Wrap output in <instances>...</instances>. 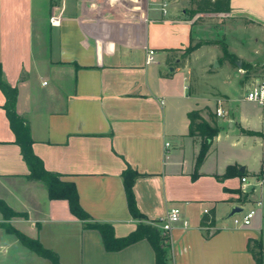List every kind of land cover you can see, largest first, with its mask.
Instances as JSON below:
<instances>
[{"label":"crops","instance_id":"0c3cea01","mask_svg":"<svg viewBox=\"0 0 264 264\" xmlns=\"http://www.w3.org/2000/svg\"><path fill=\"white\" fill-rule=\"evenodd\" d=\"M181 4L0 0L4 78L18 88L16 109L29 122L34 152L47 169L75 182L93 220L111 223L117 236L136 228L122 177L129 164L141 173L133 190L144 223L180 208V220L168 234V264H256L249 246L261 243L264 255V110L245 95L221 91L216 75L228 66L233 74L223 83L238 76L247 89L259 77L243 82L240 72L249 71L245 65L250 63L239 73L233 70L230 64L240 55L227 46L235 63L220 60L226 52L217 44H203L182 57L191 38L200 36ZM232 5L231 0V10ZM226 16L244 19L232 11ZM194 62L204 76L200 82L209 81L214 92L192 81ZM5 101L0 89V198L25 215L5 219L0 211V223L38 238L59 253L63 264L60 239L77 251V264H157L146 238L106 250L100 232L84 228L66 199H50L41 181L27 178ZM219 106L226 110L224 117L216 113ZM194 109L208 120L210 110L219 125L195 177L201 137L189 134L188 113ZM229 165L244 166L248 182L240 175L219 180ZM236 205L256 209L251 225L234 224L230 212ZM206 208L215 210L212 228L201 224ZM0 264L51 261L0 226Z\"/></svg>","mask_w":264,"mask_h":264},{"label":"trees","instance_id":"16d2710c","mask_svg":"<svg viewBox=\"0 0 264 264\" xmlns=\"http://www.w3.org/2000/svg\"><path fill=\"white\" fill-rule=\"evenodd\" d=\"M189 2L191 4L190 11L188 12L190 17H200L204 13H222L226 16V14L231 11V0H189ZM250 22L253 21L250 20ZM216 43H218V40L212 38L199 39L197 41H194V38H191V43L183 51L182 57H187L193 50L203 44ZM222 48L226 52L225 57L231 63H235V59L237 58L236 55L227 53L226 44H223ZM249 66V64L245 65L246 68H249ZM0 89L6 97L3 108L6 110L12 130L16 134L15 142L19 145L22 157L29 169V172L26 175L27 178L29 180L41 181L46 186L50 199H66L70 211L74 216L83 222L84 228H94L100 232L106 250L117 251L134 242L146 238L156 251L157 264H168V236L155 225L144 223L142 221V219L146 216L140 211L136 202L133 184L136 177H138L141 173L132 168L129 164L122 172L128 208L131 215L138 220V223L136 228L127 235L117 236L114 226L111 223L93 220L90 213L83 208L80 203L79 193L75 182L69 179H64L60 172L47 169L44 166L42 158L34 152L32 147L34 140L31 136L29 122L25 117L20 115L16 109L18 88L17 86H13L8 83V81L4 78L1 62ZM209 116L210 120L203 117L200 109H194L188 113V117L190 119L189 134L199 135L201 137V146L196 157L195 173L193 174V177L198 175V169L204 162L214 137L219 132V125L217 121L213 119V114L210 110ZM263 172L264 171H262V173ZM247 174L246 170L241 171L236 165H229L224 174L218 175L217 178L219 180H223L229 176H247ZM0 211L3 213L5 219H9L12 216L25 215L23 212L14 210L2 198H0ZM201 224L202 226H214V209H210L209 213H206L203 216ZM0 226L4 227L8 232L16 234L27 247L35 251L38 255L48 258L51 261V264H63L59 253L44 246L38 238L29 237L14 228L8 222H2L0 223ZM249 249L252 252L256 264H263L264 255L261 243L253 241V245H250Z\"/></svg>","mask_w":264,"mask_h":264},{"label":"rangeland","instance_id":"374dc122","mask_svg":"<svg viewBox=\"0 0 264 264\" xmlns=\"http://www.w3.org/2000/svg\"><path fill=\"white\" fill-rule=\"evenodd\" d=\"M181 7L184 8L186 14L189 16L191 4L187 0H180ZM233 14L238 15V18H244L238 20L235 17L225 16L222 13H204L200 17H190L193 21L197 36L194 41L201 39H216V43L219 47L226 44L227 50L236 52L239 56V60L236 64H230L232 69L239 73V69L245 63H250L249 71L245 70L240 72L243 75L242 81L249 82L252 78L258 76L264 77V0H232ZM230 11V13H231ZM198 17V18H197ZM249 18L256 19L259 23L250 22ZM254 37V38H253ZM255 37L258 38L257 41ZM212 47H208L209 52L213 51ZM205 51V50H204ZM208 52V51H207ZM239 53V54H238ZM226 55V54H225ZM222 56L220 60L226 61ZM239 61V63H237ZM251 61V62H248ZM215 63V62H214ZM192 81H196L197 86L203 91L214 92L211 83H205L200 79H203V75L200 74L199 66L197 62H194L192 66ZM218 68V67H217ZM216 68V69H217ZM215 69V68H214ZM231 72L228 66L220 68L219 74L216 75V79L219 81V88L223 92L231 94L233 97H243L246 94L247 87H243L238 83V76H234L229 84L223 83V79ZM233 74V72H231ZM213 83V82H212ZM196 85V84H194ZM248 206L245 207L247 210ZM151 224V223H148ZM153 225V224H152ZM39 226V225H38ZM57 245L60 246L61 252L64 254V260L66 264H77V251L72 248H67V242L60 240L57 241ZM49 263L48 260H46Z\"/></svg>","mask_w":264,"mask_h":264},{"label":"built area","instance_id":"2783aa9c","mask_svg":"<svg viewBox=\"0 0 264 264\" xmlns=\"http://www.w3.org/2000/svg\"><path fill=\"white\" fill-rule=\"evenodd\" d=\"M165 5H163V10H165ZM154 53L153 50L149 51V57ZM246 99L253 101L260 105L263 110H264V77L263 78H256L253 80V82L250 84L248 87L246 94H245ZM216 113L218 116L224 117L226 115V110L222 107L219 106L216 109ZM167 144H169L167 142ZM241 181L243 183L248 182L247 181V176H242ZM262 183V181L260 182ZM258 205H261V201L259 200ZM208 208L205 209V213H209ZM256 214V209L251 208L249 210L243 211L240 216L234 215L233 216V221L236 226H241V227H246L252 224V219L254 215ZM180 220V208L177 206L171 207L169 212L163 216L160 217L157 220L150 221L151 224L155 225L161 231L168 236L169 232L171 231L174 223L178 222ZM204 228H212L213 226L210 225H205L203 226Z\"/></svg>","mask_w":264,"mask_h":264},{"label":"water","instance_id":"95a60500","mask_svg":"<svg viewBox=\"0 0 264 264\" xmlns=\"http://www.w3.org/2000/svg\"><path fill=\"white\" fill-rule=\"evenodd\" d=\"M218 61L216 60L215 63H214V66H218ZM173 67H171L172 69ZM241 171H244L245 170V167L244 166H241L240 168ZM244 210V208L242 206H239V205H236L232 208L231 212H230V215L233 216L235 215L236 213H239V212H242Z\"/></svg>","mask_w":264,"mask_h":264}]
</instances>
